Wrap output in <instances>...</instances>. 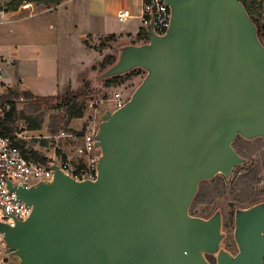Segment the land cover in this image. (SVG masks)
Returning a JSON list of instances; mask_svg holds the SVG:
<instances>
[{"label": "water", "instance_id": "1", "mask_svg": "<svg viewBox=\"0 0 264 264\" xmlns=\"http://www.w3.org/2000/svg\"><path fill=\"white\" fill-rule=\"evenodd\" d=\"M164 1V35L147 29L95 76L145 73L101 116L95 180L54 165L48 181L8 184L31 212L0 224L7 264H264V202L234 212L236 254L222 247L219 211L189 213L200 183L245 163L237 137L264 139V45L239 0Z\"/></svg>", "mask_w": 264, "mask_h": 264}, {"label": "crops", "instance_id": "2", "mask_svg": "<svg viewBox=\"0 0 264 264\" xmlns=\"http://www.w3.org/2000/svg\"><path fill=\"white\" fill-rule=\"evenodd\" d=\"M120 10L129 14V19L122 23L116 18ZM53 12L65 24L69 38L77 43L72 45L68 42L64 48H57L51 37L45 34L54 31V26L50 22L34 21L39 15L18 17L14 16L16 12H12L1 18L0 71L3 90L0 96L7 89L28 92L35 97L55 96L66 87L77 90L85 81L91 80L94 75L92 68L97 67L104 56L114 55L116 45L132 44L143 30L142 0H63ZM44 24L48 26L44 27ZM77 33H81L79 38ZM111 35L115 41L107 43V49L99 50L100 40ZM78 40L89 44H79ZM79 131H74L73 137L79 135ZM73 141L70 150H65V156L72 154L78 144L75 139ZM57 151H62V148L54 146L51 153L45 156L47 160L56 156Z\"/></svg>", "mask_w": 264, "mask_h": 264}, {"label": "rangeland", "instance_id": "3", "mask_svg": "<svg viewBox=\"0 0 264 264\" xmlns=\"http://www.w3.org/2000/svg\"><path fill=\"white\" fill-rule=\"evenodd\" d=\"M19 1L20 0H0V21L1 18H5L3 17L4 15H11L12 12L9 11L10 6ZM246 2L249 3L250 0H246ZM24 3H29L30 6L28 8H23ZM58 6L46 8L42 0H23V3L19 6L14 16L28 17L31 15H39L34 18V21H45L48 24L50 22L55 29L51 32L47 31L45 34L51 37L57 48L62 49L67 46L68 42H71L73 45L77 43V41H72V39L69 38L70 36L68 29H65V24L54 14L53 11L56 10ZM49 11L53 12V14L40 15L43 14V12ZM24 24L28 25L30 23ZM21 25H23V23H21ZM45 26L47 27L48 25L44 24V27ZM79 31L81 32V30ZM77 35V38H79L81 33H77ZM82 43L84 42L79 41V44ZM120 47L119 45L115 46L113 51L114 56L117 57ZM96 75H98L97 71L94 72L93 77L88 81L90 88L98 92V95L91 101L93 108H87V112L83 119L76 121L72 120L70 122L68 128L72 132L80 130L87 119H94L95 122L99 124L101 122V116L110 108V105L106 102L107 97H110L113 92H120L129 99L145 77L144 72H136L124 84L106 89L103 87L100 80L95 79ZM23 107V103L17 104L19 110ZM55 114H57V111L46 110L44 112L45 117L43 125L39 131L30 132L25 130L21 123L18 125L22 129L21 132L24 133L23 137L28 149L36 150L43 156H47L51 153L54 146L66 148L65 150L68 151L70 150L71 147L68 143H70L69 140L73 139L66 137V135H68L66 131H60L56 136L50 134L48 128L49 116ZM16 131L17 129L15 133ZM60 134L62 136H60ZM45 139H47L46 146H41L42 141ZM233 148L245 159V163L233 169L227 179L223 178L221 175H217L212 180L201 183L196 194V196L198 195V201L190 208L189 213L194 217L208 219L216 211H219L222 215V232L225 234L222 247L230 253L236 254L237 249L233 240L234 212L236 207H238L237 209L247 208L251 199L264 202V139L246 141L237 137L233 143Z\"/></svg>", "mask_w": 264, "mask_h": 264}, {"label": "built area", "instance_id": "4", "mask_svg": "<svg viewBox=\"0 0 264 264\" xmlns=\"http://www.w3.org/2000/svg\"><path fill=\"white\" fill-rule=\"evenodd\" d=\"M29 3H24L23 8H28ZM118 22L122 23L129 19V14L125 10H120L116 14ZM170 21V9L164 0H142L141 22L143 30L147 35V29H151L156 36H162L166 32ZM3 75L0 71V93L2 92ZM128 98L120 92L111 93L106 102L110 105L107 111H114L121 108ZM20 102L24 100L19 99ZM88 108H93L90 102ZM8 109L6 104L0 105V117L3 110ZM91 117V116H90ZM100 124V123H99ZM94 119L83 124L79 135L73 137L72 134L66 137L73 138L78 144L72 150V154L64 158L53 156L46 164H41L35 160L25 157L22 150L15 144V141H25L21 132V127L17 126L15 140L0 136V224L13 227L15 221L25 220L31 208L23 202L17 200V195L11 188H30L34 184L48 181L52 178L51 166L56 165L75 180L94 181L97 175V161L99 149L95 146V134L99 125ZM60 136H62L60 134ZM58 149V146H55ZM10 257L6 252L3 235L0 233V264H7Z\"/></svg>", "mask_w": 264, "mask_h": 264}, {"label": "trees", "instance_id": "5", "mask_svg": "<svg viewBox=\"0 0 264 264\" xmlns=\"http://www.w3.org/2000/svg\"><path fill=\"white\" fill-rule=\"evenodd\" d=\"M44 1L46 8H53L58 6L62 0H42ZM251 20L254 22L257 29V36L260 42L264 45V0H250L249 3L246 0H239ZM23 3L20 0L16 4L10 6V12H16L19 6ZM114 36H107L100 40L98 46L99 50L107 49V43L114 42ZM147 42V36L144 30H141L135 37L133 45L143 44ZM85 46H88L86 41ZM116 61V56L106 55L97 67H93V72L101 73L110 66H112ZM136 72H144L140 69H135L125 75L112 77L101 81L103 87L108 89L118 85L124 84L128 81ZM98 95V92L91 89L89 82L85 81L82 86L77 90H71L70 87H66L62 93L55 96L48 97H35L28 92H20L15 89H7L6 92L0 96V105L6 104L8 109L3 110V114L0 117V136L8 137L15 140V130L18 124L22 123L27 131H39L42 128L44 121V112L46 110L57 111V114L49 116V131L52 136H56L60 131H66L68 134L75 133L69 130V124L72 120L83 119L88 108V104L92 101L94 97ZM22 98L24 101L19 102ZM106 99V98H105ZM23 103L24 107L22 109L17 108V104ZM72 139V138H70ZM70 146L74 144L73 140H69ZM15 144L19 146L22 150V154L32 160H35L41 164H46L48 162L47 158L40 154L36 150H30L27 147L25 141H15ZM47 141L43 140L41 146H46ZM67 152L64 148L62 151H57L58 157H65ZM204 183V182H202ZM201 184V183H200ZM198 201V195L192 201L191 207ZM260 203V201L251 199L248 207ZM247 207V208H248ZM238 207H236L235 211ZM207 260L214 263L212 257L207 256Z\"/></svg>", "mask_w": 264, "mask_h": 264}]
</instances>
